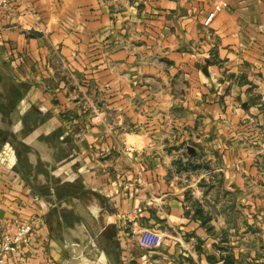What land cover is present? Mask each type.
<instances>
[{"label":"crops","instance_id":"1","mask_svg":"<svg viewBox=\"0 0 264 264\" xmlns=\"http://www.w3.org/2000/svg\"><path fill=\"white\" fill-rule=\"evenodd\" d=\"M0 76L3 264H264V0H9Z\"/></svg>","mask_w":264,"mask_h":264},{"label":"built area","instance_id":"2","mask_svg":"<svg viewBox=\"0 0 264 264\" xmlns=\"http://www.w3.org/2000/svg\"><path fill=\"white\" fill-rule=\"evenodd\" d=\"M9 6V0H0V11ZM227 7L226 3H219L214 6L213 11L205 20V25L209 26L215 15ZM33 227L31 224H22L16 230L13 236H4L0 242V264H3L6 254H14L20 245H27L32 236ZM163 244V236L156 230L145 229L138 237V245L143 250L153 251L161 248Z\"/></svg>","mask_w":264,"mask_h":264},{"label":"rangeland","instance_id":"3","mask_svg":"<svg viewBox=\"0 0 264 264\" xmlns=\"http://www.w3.org/2000/svg\"><path fill=\"white\" fill-rule=\"evenodd\" d=\"M0 78H1V76H0ZM2 85V83L0 82V90L2 91V90H4L5 88L3 87V86H1ZM1 121H4V120H0V122ZM3 123H5V122H3ZM2 123V124H3ZM0 132H6V131H0ZM4 137H6V136H4ZM5 140V139H4ZM0 141H3V139H0ZM45 171H43V173H44ZM72 187H74V186H72ZM74 188H76V187H74ZM57 199H59L58 198V196H57ZM57 215H58V212L56 211V212H54V216L55 217H57ZM67 218H69V219H71V217H72V214H70L69 212H67V216H66Z\"/></svg>","mask_w":264,"mask_h":264},{"label":"trees","instance_id":"4","mask_svg":"<svg viewBox=\"0 0 264 264\" xmlns=\"http://www.w3.org/2000/svg\"><path fill=\"white\" fill-rule=\"evenodd\" d=\"M3 138L7 140L9 138H12V136L9 134V132H0V139H3Z\"/></svg>","mask_w":264,"mask_h":264}]
</instances>
